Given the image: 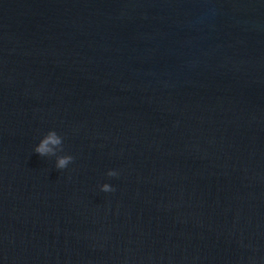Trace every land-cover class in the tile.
Returning a JSON list of instances; mask_svg holds the SVG:
<instances>
[{"label": "water", "instance_id": "obj_1", "mask_svg": "<svg viewBox=\"0 0 264 264\" xmlns=\"http://www.w3.org/2000/svg\"><path fill=\"white\" fill-rule=\"evenodd\" d=\"M0 264H264V0H0Z\"/></svg>", "mask_w": 264, "mask_h": 264}, {"label": "clouds", "instance_id": "obj_2", "mask_svg": "<svg viewBox=\"0 0 264 264\" xmlns=\"http://www.w3.org/2000/svg\"><path fill=\"white\" fill-rule=\"evenodd\" d=\"M63 138L57 134L56 131H48L47 134L40 140L39 144L35 147L34 151L40 156H56L55 167L59 170L65 169L70 163L73 162L74 157L71 155H57L58 152L63 150ZM107 175L109 177L117 176L118 173L114 170H109ZM101 191L111 192L115 189L108 183L101 186Z\"/></svg>", "mask_w": 264, "mask_h": 264}]
</instances>
